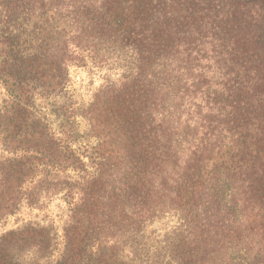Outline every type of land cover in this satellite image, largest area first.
Here are the masks:
<instances>
[{
  "label": "trees",
  "instance_id": "trees-1",
  "mask_svg": "<svg viewBox=\"0 0 264 264\" xmlns=\"http://www.w3.org/2000/svg\"><path fill=\"white\" fill-rule=\"evenodd\" d=\"M31 15L28 53L11 26ZM84 66L113 79L81 105ZM0 85V220L61 194L57 264H126L163 216L147 264H264V0H0ZM46 242L2 233L0 264Z\"/></svg>",
  "mask_w": 264,
  "mask_h": 264
},
{
  "label": "rangeland",
  "instance_id": "rangeland-1",
  "mask_svg": "<svg viewBox=\"0 0 264 264\" xmlns=\"http://www.w3.org/2000/svg\"><path fill=\"white\" fill-rule=\"evenodd\" d=\"M55 26L56 23L52 22L50 27L55 28ZM11 32L16 36L15 43L21 50L30 53L39 49L41 29L38 15L18 19L11 26ZM69 78L67 97L82 105L89 103L93 95L105 85L107 78L113 79V76L105 69L84 66L71 67ZM3 97L4 90L0 85V100ZM78 131L81 135H86V126L83 122H79ZM68 222L69 212L61 194L51 195L38 200L35 204L24 203L17 213L0 220V234L24 226L38 231L43 230L47 233L46 244L49 248L40 250L39 247H33L21 252V257L26 263L57 264L64 252V228ZM173 226L174 220L166 216L149 223L141 235L135 236V241L127 242L126 247L132 243L130 248L121 249L124 262L126 264H147L149 258L154 256L152 255L154 247H158L156 254L159 246H162L170 236ZM92 251L95 253V250Z\"/></svg>",
  "mask_w": 264,
  "mask_h": 264
}]
</instances>
